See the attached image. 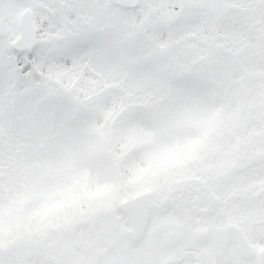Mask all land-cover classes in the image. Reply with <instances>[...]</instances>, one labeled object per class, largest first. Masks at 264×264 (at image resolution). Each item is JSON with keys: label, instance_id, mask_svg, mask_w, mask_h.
<instances>
[{"label": "snow or ice", "instance_id": "obj_1", "mask_svg": "<svg viewBox=\"0 0 264 264\" xmlns=\"http://www.w3.org/2000/svg\"><path fill=\"white\" fill-rule=\"evenodd\" d=\"M0 264H264V0H0Z\"/></svg>", "mask_w": 264, "mask_h": 264}]
</instances>
